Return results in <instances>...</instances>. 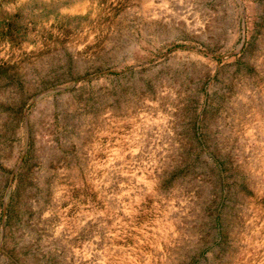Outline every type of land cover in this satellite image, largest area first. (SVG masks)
Listing matches in <instances>:
<instances>
[{
    "label": "rangeland",
    "instance_id": "374dc122",
    "mask_svg": "<svg viewBox=\"0 0 264 264\" xmlns=\"http://www.w3.org/2000/svg\"><path fill=\"white\" fill-rule=\"evenodd\" d=\"M0 264H264V0H0Z\"/></svg>",
    "mask_w": 264,
    "mask_h": 264
}]
</instances>
